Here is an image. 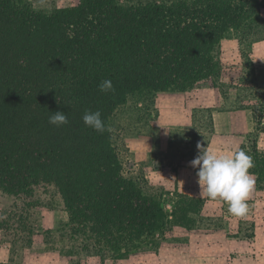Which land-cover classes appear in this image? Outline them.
<instances>
[{"label":"trees","instance_id":"1","mask_svg":"<svg viewBox=\"0 0 264 264\" xmlns=\"http://www.w3.org/2000/svg\"><path fill=\"white\" fill-rule=\"evenodd\" d=\"M260 9V0H83L48 15L0 0V192L17 200L51 187L80 233L113 250L140 244L164 211L123 176L111 118L136 93H186L218 77V45ZM104 80L113 91L99 90ZM58 111L66 125L49 123ZM86 111L101 113L103 133L85 125ZM252 158L264 183V155Z\"/></svg>","mask_w":264,"mask_h":264},{"label":"rangeland","instance_id":"2","mask_svg":"<svg viewBox=\"0 0 264 264\" xmlns=\"http://www.w3.org/2000/svg\"><path fill=\"white\" fill-rule=\"evenodd\" d=\"M22 1L34 11L49 15L83 0ZM135 1L117 0L120 4ZM262 8L255 19L241 29L230 31L218 45L215 55L219 76L202 81L188 92L203 101H213L214 106L207 110L208 114L202 112L199 123H193V132H180V158L192 161L198 155V143L208 144L220 154L245 147L251 157L254 151L264 155ZM171 93L178 92L136 93L120 110L135 107L147 110V121L153 122L154 113L149 112L151 104L158 95ZM213 113L217 118L220 115L216 122ZM223 113L232 115V128L228 129L224 122L227 114L223 116ZM118 122L127 124L128 119H120L114 113L109 124L111 142L119 157L122 154ZM122 131L127 134L123 125ZM129 166L125 160L123 176L135 181L143 194L161 203L164 212L157 232L138 245L126 246L127 251L113 250L91 235L79 232L69 221L55 189L40 188L34 197L17 200L0 192V264H264V183L257 175L254 176L258 181L254 189L257 199L248 200L247 216L238 218L228 213L225 202L198 196L197 178H194L196 186L189 190L191 194L174 199L167 195L168 188L156 192L141 173L132 174Z\"/></svg>","mask_w":264,"mask_h":264},{"label":"crops","instance_id":"3","mask_svg":"<svg viewBox=\"0 0 264 264\" xmlns=\"http://www.w3.org/2000/svg\"><path fill=\"white\" fill-rule=\"evenodd\" d=\"M260 2L263 4L264 0ZM262 9L264 10V6ZM213 106V101H203L188 92L158 95L149 111L154 113L153 122L147 121V110H136L137 107L132 110L129 108L120 110L122 108L120 107L115 114L117 113L120 119L125 117L128 119L127 124L118 122V126L121 127L118 132L120 133L119 152L122 154L121 156L119 154L121 165L123 166L125 160L128 161L129 171L132 174L141 173L147 180L148 186L156 192L168 188L167 195L174 199L181 194H191L190 191L196 186L194 178H197L195 171L198 169L190 166V159L179 157L181 152L179 135L181 131L184 134L193 132V123H199L203 117L202 112L208 114L207 110ZM219 116L217 118L213 113V121L219 120ZM223 116L226 118L224 122L228 129L232 128V115L223 113ZM122 125L124 131H127L126 135L122 131ZM185 175L187 177H184ZM256 193L252 192L248 200H256Z\"/></svg>","mask_w":264,"mask_h":264},{"label":"clouds","instance_id":"4","mask_svg":"<svg viewBox=\"0 0 264 264\" xmlns=\"http://www.w3.org/2000/svg\"><path fill=\"white\" fill-rule=\"evenodd\" d=\"M103 93L113 91L111 80L99 85ZM86 126L103 133L105 123L99 111H86L83 116ZM68 116L62 111L53 113L49 123L57 127L68 123ZM198 155L190 162L196 172L199 186L198 196L211 200H221L227 204V211L234 217L244 218L249 212L247 203L255 189V167L253 158L243 149L220 154L202 143L197 144Z\"/></svg>","mask_w":264,"mask_h":264}]
</instances>
